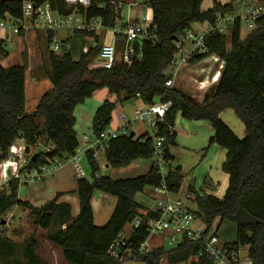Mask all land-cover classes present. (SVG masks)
<instances>
[{"label": "trees", "instance_id": "16d2710c", "mask_svg": "<svg viewBox=\"0 0 264 264\" xmlns=\"http://www.w3.org/2000/svg\"><path fill=\"white\" fill-rule=\"evenodd\" d=\"M31 2L35 7L47 3L59 15L69 16L74 7L63 0H0V21L6 17L22 19L23 5ZM110 1L91 0V5L77 9L86 19L99 18L103 27L112 29L116 14ZM203 0H145L144 6L152 12L151 31L153 42L140 45L141 60L127 66L116 64L105 70L98 64L99 47L88 46L87 53L76 48L85 40L96 43L93 33L74 30L63 42L69 49L57 56L49 51L55 32L46 33L51 88L38 99L35 109L26 111V67L3 68L1 62L8 57L0 41V160L18 140L29 148L23 171L38 170L54 160L65 161L75 152L78 139L74 131L76 106L102 89L116 96V101L104 100L95 110L91 120V132L99 135L111 123L112 113L118 101L140 100L144 106L156 101L170 103L162 122L157 124L156 137L164 138L165 158L173 162L170 148L176 146L174 115L193 121H207L212 128L208 146L225 150L223 170L228 175L224 196L194 194L193 215L206 227L208 234L214 222L218 226L227 221L235 226V242L229 248L247 247L251 264H264V17L256 21L255 28L244 39L240 38V26L235 23L230 36L209 34L204 38L207 53L195 55L189 64L200 62L208 56H216L223 62L215 85L205 93L201 101L186 97L177 89L165 88L169 66L176 51L172 38H180L194 24H213L218 15L232 13V4L214 3L206 11L201 10ZM264 0H262L263 2ZM105 5V8H101ZM22 35V33H21ZM229 38V49L226 39ZM100 63V62H99ZM122 96V99L120 98ZM230 109L243 125V137L237 136L219 117ZM131 133V132H130ZM135 136V135H134ZM38 147V148H37ZM37 148L33 151V149ZM47 148H50L46 151ZM33 151V152H31ZM153 157L152 138L144 133L139 138L121 135L112 139L104 153L106 168H120L137 159ZM90 178L76 179L74 193L79 211L71 216V207L59 202L61 194L41 207H33L17 197L19 184L14 181L7 191H0V225L10 209L17 206L26 211V221L31 228L45 232L47 241L59 249L69 264H123L109 255L118 235L138 217H154L134 201V196L146 188L161 185V176L151 163L148 171L134 178L112 180L99 176L97 160L88 155ZM183 181L180 167L168 170L165 177L167 191L177 195ZM95 191L115 198V206L108 221L96 226L91 205ZM187 195V194H186ZM139 209L144 210L139 213ZM216 231L213 233L216 235ZM217 236V235H216ZM129 247L136 252L147 238L145 221L129 236ZM38 242L32 235L28 243L21 245L6 237H0V252L9 258L7 264H40L36 256ZM200 244L186 241L166 255L168 264H212L207 258L197 259ZM165 254L162 248L131 257L144 264H160ZM127 261V262H128Z\"/></svg>", "mask_w": 264, "mask_h": 264}, {"label": "built area", "instance_id": "2783aa9c", "mask_svg": "<svg viewBox=\"0 0 264 264\" xmlns=\"http://www.w3.org/2000/svg\"><path fill=\"white\" fill-rule=\"evenodd\" d=\"M63 1L67 6L74 7V12L67 17L59 15L47 3L35 7L31 2H25L22 19L10 20L14 23L12 34L21 35L29 29L41 30L45 33L55 32L58 28L66 29L68 36L74 30L93 33L96 36L106 33L104 35L107 40L100 45L98 54V59L101 62L100 66L105 70L112 69L118 63L131 66L132 63L139 62L142 56L140 45L144 42L154 41V35L151 31L152 12L148 9L147 14H142L138 7L140 5L136 3L128 6V17L124 18L121 14L124 8L123 4L119 0L110 1L109 6L116 14V24L112 29L107 30L103 27L101 19H86L78 14L77 9L79 7L88 8L91 5V0ZM230 4L233 7L232 13L218 15L213 24H205L199 30H188L174 41L176 54L169 66L165 88H173L174 82L180 77L183 68L189 65L190 58L207 53L204 45V38L207 35L216 33L230 36L235 23L239 24L240 31L241 25L245 24L250 32L255 28L256 21L264 17V1L231 0ZM100 7L103 9L105 5ZM133 7L139 9L138 17H132ZM73 14H78L83 19V22L76 27L71 26ZM4 22L5 20L0 21V35L4 30ZM2 37L0 41L4 42L3 39L6 35H2ZM65 39L53 38L49 45V51L57 56L63 55L64 51L69 49L68 44L63 42ZM1 47L5 48V44H2ZM87 51L88 47H84L83 53H87ZM208 58H211L215 63H219V71H221L223 62L216 56H208ZM169 107V102L156 101L154 104L144 106L142 109H136L135 116L131 121H128L124 114L118 112L116 119L121 124L120 127L110 129L109 126L99 135H94L92 132L90 135L82 134L74 154L65 160L70 163L76 179H87L89 175L86 171L88 169V155L91 154L95 160L101 155L104 156L110 140L121 135L129 136L131 132L130 122H140L150 130L146 134L152 138L153 166L157 169L162 181L161 185L154 188L153 191L164 200L148 208L154 217L143 216L134 219L128 225L130 228L129 233L127 234L124 229L118 235L109 249V255L120 262H127L131 257L147 252L146 247L149 238L161 237L170 249H174L186 241L199 243L200 248L196 258H207L212 264H251L247 247L232 249L227 244L220 243L215 234H204L205 225L193 215L195 210H192L188 205L194 204L191 195L187 194L182 198L175 197L171 199L174 196L167 191L165 177L168 170L173 168V164L165 158L164 138L155 136L157 124L163 121ZM25 148L24 142L18 140L10 146L6 157L0 160V191H6L9 184L14 181L18 182L19 186L43 181L53 176L62 163L54 160L50 165L43 166L38 170L23 171L27 156ZM49 149L47 148L46 151ZM143 221L146 225L147 238L138 251L134 252L129 247V236L133 229H138L142 225Z\"/></svg>", "mask_w": 264, "mask_h": 264}, {"label": "rangeland", "instance_id": "374dc122", "mask_svg": "<svg viewBox=\"0 0 264 264\" xmlns=\"http://www.w3.org/2000/svg\"><path fill=\"white\" fill-rule=\"evenodd\" d=\"M124 8L121 11V14L124 18L128 17V6L136 3L140 6L139 9L142 10V14L148 13V8L144 6L145 0H119ZM214 0H203L201 3V9L207 10L211 6ZM256 2H261L262 0H253ZM134 9V7L132 8ZM133 11V10H132ZM135 14L138 13V8L134 9ZM132 12V13H133ZM134 17V15H132ZM9 17L5 18L4 31L6 32V37L4 40L5 49L8 52V57L4 60L5 67L18 66L23 64L26 67V82L28 85V92L26 93V110L28 113H31L36 106V102L38 101L40 93L38 95L37 91L43 89L49 72V63L47 56V44H46V33L41 30H32L29 29L27 32L22 35H14L12 34V27L14 23L10 21ZM83 22V19L78 14H73L71 19V26L76 27ZM204 25L202 24H194V29L199 30L202 29ZM56 37L58 40H62L68 36L66 29L58 28L55 30ZM249 33L248 28L245 24L241 25L240 38L244 39L246 35ZM103 33L101 36H97L96 43L93 45L84 41V43H78L76 48L80 51L81 47L94 46L99 47L102 43H104L107 38ZM229 47V38L226 39V48ZM100 62V61H99ZM98 64H101V62ZM180 78V77H179ZM177 78L174 82L173 88L176 89ZM35 81H38V88L33 90L32 86ZM49 86L50 82H48ZM192 82H186L183 85V94L195 101H198L197 98L192 96H196L195 89L192 88ZM179 86V85H177ZM172 88V89H173ZM44 92V91H42ZM181 92V91H180ZM35 98L31 101V97ZM38 96V97H37ZM104 96L112 102L116 101V96L109 95L106 90L97 91L94 98H88L84 101L79 109H84V114L77 118V125L74 128L76 133V137L80 140L82 134L90 135L91 133V120L92 116L88 115L85 110L86 107L90 103L93 105L98 102L99 97ZM122 99V96L120 97ZM34 101V102H33ZM33 102V103H32ZM144 106L141 102H124L118 101L115 107V110L112 113V119L110 123V129L116 128L118 121L116 119V114L122 113L126 116L128 121H131L135 116L136 109H142ZM91 111V110H90ZM89 111V112H90ZM88 112V113H89ZM219 117L231 128V130L240 138L243 137L244 129L240 120L236 117L232 110L227 109L220 113ZM130 131L135 134L134 138L137 139L144 133H149L150 130L145 127L144 124L137 122L129 124ZM174 130L176 132V146L170 148L172 155L174 156L173 166L180 167L181 174L183 175V181L181 187L178 191L177 195H173L171 199L182 198L186 194H188L191 190L197 193H206V191L211 190L212 194L217 198H222L224 196V192L228 183V175L222 168V165L225 161V150L212 145L208 146V139L212 135V128L207 121H193L183 118L179 113L174 115ZM38 148V147H37ZM37 148L33 149L36 150ZM31 151V152H33ZM154 158L151 159H137L132 161L129 165L120 167V168H106L104 156L101 155L97 158V164L99 166V176H106L112 180L117 179H128L134 178L139 175H143L148 171L149 166L153 162ZM87 171V169H86ZM89 178V175L87 179ZM62 180L59 183V186L63 188L67 193H62L59 197V202H65L71 207V216L75 217V208L77 207V196L73 192L76 185V178L74 176L73 170L69 162L63 161L57 171L53 174V176L46 178L44 181H38L33 185H20L18 187L17 196L22 198H30L32 194L41 196L42 194H49V190L57 183V181ZM192 187L190 188L189 187ZM223 191V195H221V191ZM8 190V189H7ZM6 190V191H7ZM48 191V192H47ZM216 193V195H214ZM57 193H54L52 197H47L45 200H52L55 198ZM151 188H146L143 193H138L134 196V201L144 207V209L149 208L150 206H154L159 202H163L161 196L155 194ZM194 197V194H191ZM92 202L95 208L97 206L104 208L108 211H111L115 206V198L104 193L95 191L93 193ZM192 210H195L194 204H188ZM78 208V207H77ZM78 210V209H77ZM144 210L139 209V213H142ZM78 213V212H77ZM26 211H24L20 207H13L10 209L9 213L4 217L1 225H0V237H6L9 240H13L21 245H24L29 242L30 237L29 233L26 230V225L28 224L25 217ZM218 226V220L214 222V225L210 229L209 233H214ZM30 227V226H29ZM31 228V227H30ZM128 234L130 231L129 226L125 229ZM216 235L222 244H231L235 242V226L231 222H223L218 230L216 231ZM42 237L40 236L39 240L42 242ZM162 248L165 254L160 259V264H168V258L166 253L170 250V247L167 245L165 240H162L161 237H151L148 239L146 251H152L155 249ZM42 263L45 264L43 251H40ZM52 261L48 262L49 264H64L62 262L61 256L57 250H53V254H51ZM10 259L3 257L2 252H0V264L9 263ZM123 264H144L140 260L132 259L128 262H124ZM178 264H195L192 259H189L186 263H178Z\"/></svg>", "mask_w": 264, "mask_h": 264}, {"label": "crops", "instance_id": "0c3cea01", "mask_svg": "<svg viewBox=\"0 0 264 264\" xmlns=\"http://www.w3.org/2000/svg\"><path fill=\"white\" fill-rule=\"evenodd\" d=\"M231 0H214L213 3L211 4V6L209 8H211L213 6L214 3H219L220 5H225V4H228L230 3ZM207 8V10L209 9ZM202 11H206L205 9H201ZM140 11L142 12V10L140 9ZM132 15H134V17H138L139 16V9H138V13L136 12H133L131 13ZM194 25H192L191 29L193 30L194 28ZM57 32H55V35H56ZM2 35H6V32L3 30L1 32V35H0V40L3 38ZM54 38L57 39L56 36H54ZM67 38V37H65ZM4 63L5 61L1 62V66L3 68H7L4 66ZM23 65V64H21ZM21 65H18V66H21ZM219 76H220V71H219V63H215L211 60V58H205L203 60H201L200 62H197V63H194V64H189L188 66L184 67L182 72H181V75H180V78L177 80V86L176 85V89L181 91L183 93V85L186 84V82H192V88L195 89V92H196V96H192L194 98H197L198 101H201L203 99V96L205 95V93L210 89V87H212L213 85H215L219 79ZM48 82H50L48 79L46 80V83L43 87L42 90H40L39 92L37 91L38 95L40 93H44L45 91H47L48 89L51 88V86H49ZM38 84V81H35V83H33V90H36V88H38L37 86ZM51 85V83H50ZM103 90H106V89H103ZM183 90V91H182ZM44 91V92H42ZM101 91V90H100ZM107 91V90H106ZM28 92V85H27V82H26V93ZM30 93V92H28ZM108 93V92H107ZM41 94V95H42ZM96 92L93 94V96L91 97L94 98ZM40 95V96H41ZM38 97V96H37ZM34 99V101L36 100V96L34 98L31 97V101ZM98 102H96L95 105H93L92 103H90L88 105V107H86V110L85 112L90 116H93L95 110L97 109V107L104 101V100H108L110 102H112V100H109V98L107 99L106 97L104 96H101L99 97L98 99ZM33 101V102H34ZM32 102V103H33ZM134 102H141L140 100H134ZM37 103V102H36ZM84 103V102H83ZM82 103V104H83ZM141 104L144 106V104L141 102ZM26 105V104H25ZM81 106L78 105L76 106L75 110H74V117H75V122H77V118H79L81 115L84 114V109H79ZM26 107V106H25ZM91 110V111H90ZM27 111V110H26ZM90 111V112H89ZM89 112V113H88ZM92 119V117L90 118ZM77 125H75L76 127ZM121 124L118 122V124L116 125V128L117 127H120ZM74 127V128H75ZM174 129V128H173ZM175 131V130H174ZM171 152V151H170ZM172 154V153H171ZM70 164V163H69ZM173 164V162H172ZM106 167V165H105ZM150 167V166H149ZM174 167V166H173ZM108 169V168H107ZM149 169V168H148ZM73 170V169H72ZM109 170V169H108ZM57 171V170H56ZM55 171V172H56ZM75 176V175H74ZM76 178V177H75ZM45 180V179H44ZM43 180V181H44ZM42 181V180H41ZM38 182V181H37ZM62 180L60 179L59 181H57L56 184H54V186L49 190V194H42L41 196L39 195H34L32 194V196L30 198H22V197H18V199L22 202H28L30 205H32L33 207H41L42 205H44L46 202L50 201V200H45L47 199V197H52L54 195V193H57V194H62V193H67L66 191L63 190V188H61L59 186V183H61ZM33 184H36L33 183ZM31 184V185H33ZM25 186H28V185H25ZM190 187V185H189ZM192 188V187H190ZM75 189V188H74ZM223 189L221 191V195H223ZM48 192V191H47ZM206 193L208 194H212L213 192H211V190H208L206 191ZM56 194V195H57ZM199 194H202V193H199ZM205 194V193H203ZM214 195H216V193H214ZM153 197H155V194L152 195ZM163 199V198H162ZM77 207L75 208V213L76 215L78 214L77 212L79 211V203H78V199H77ZM91 205H92V209H93V213H94V223L96 226H103L109 219L110 215H111V211H108L104 208H101L99 206H97V208L94 207L93 205V202L91 201ZM78 209V210H77ZM72 212V210H71ZM27 216V213L25 214V217ZM126 229V228H125ZM26 230L27 232L29 233V235H33L35 237V239L37 240L38 242V247L35 251L36 253V256L38 258V261L40 264H43L42 262V259H41V255L39 254L40 251H43V256L44 257V260L46 261L45 264H49L48 262H53L52 261V257H51V254H53V250L55 252V250H57V252H59L60 256H61V259H62V262L64 264H69L67 263L63 256H62V253L59 249L55 248L54 246H52L46 239V236H45V232L40 230V229H36V228H30L29 225L27 224L26 225ZM30 235V236H31ZM43 236V239H42V242L39 240L40 236L42 237Z\"/></svg>", "mask_w": 264, "mask_h": 264}, {"label": "water", "instance_id": "95a60500", "mask_svg": "<svg viewBox=\"0 0 264 264\" xmlns=\"http://www.w3.org/2000/svg\"><path fill=\"white\" fill-rule=\"evenodd\" d=\"M173 41H176V38H172ZM130 139L134 137V133H130L128 136ZM25 153L28 154L29 153V148L26 146L25 148Z\"/></svg>", "mask_w": 264, "mask_h": 264}]
</instances>
